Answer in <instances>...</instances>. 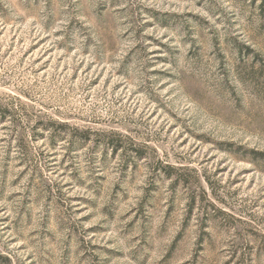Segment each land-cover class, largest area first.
I'll list each match as a JSON object with an SVG mask.
<instances>
[{"label":"rangeland","instance_id":"obj_1","mask_svg":"<svg viewBox=\"0 0 264 264\" xmlns=\"http://www.w3.org/2000/svg\"><path fill=\"white\" fill-rule=\"evenodd\" d=\"M0 264H264V0H0Z\"/></svg>","mask_w":264,"mask_h":264}]
</instances>
